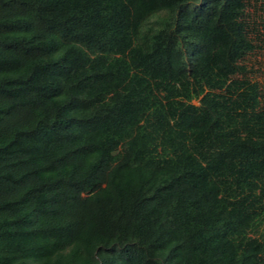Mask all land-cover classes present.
Here are the masks:
<instances>
[{
  "label": "trees",
  "instance_id": "16d2710c",
  "mask_svg": "<svg viewBox=\"0 0 264 264\" xmlns=\"http://www.w3.org/2000/svg\"><path fill=\"white\" fill-rule=\"evenodd\" d=\"M264 0H0V264H264Z\"/></svg>",
  "mask_w": 264,
  "mask_h": 264
},
{
  "label": "rangeland",
  "instance_id": "374dc122",
  "mask_svg": "<svg viewBox=\"0 0 264 264\" xmlns=\"http://www.w3.org/2000/svg\"><path fill=\"white\" fill-rule=\"evenodd\" d=\"M248 14L251 20L262 23L264 18V9L260 5L258 7H249ZM248 65L252 72L249 74L254 81H258L264 91V48L257 50L248 57Z\"/></svg>",
  "mask_w": 264,
  "mask_h": 264
}]
</instances>
